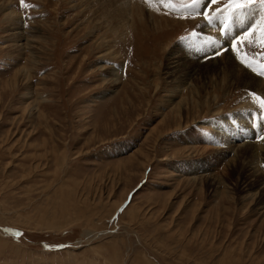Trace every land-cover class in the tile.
<instances>
[{"label":"rangeland","instance_id":"rangeland-1","mask_svg":"<svg viewBox=\"0 0 264 264\" xmlns=\"http://www.w3.org/2000/svg\"><path fill=\"white\" fill-rule=\"evenodd\" d=\"M183 1L0 0V264H264V79Z\"/></svg>","mask_w":264,"mask_h":264},{"label":"snow or ice","instance_id":"snow-or-ice-1","mask_svg":"<svg viewBox=\"0 0 264 264\" xmlns=\"http://www.w3.org/2000/svg\"><path fill=\"white\" fill-rule=\"evenodd\" d=\"M190 4L195 5L199 2V0H189ZM221 2V0H209V3L211 5H218ZM229 4L235 5V8L233 9L234 12H241L242 10L246 8H250L253 5H261L264 6V0H228ZM21 7L25 6V0H20ZM219 11V9H217ZM207 18V13L204 14ZM211 22V21H209ZM256 32V29L253 28L250 31L246 32L243 36L239 38V41H233L231 45L232 50H236L237 45L239 42L244 41L245 39L253 36V34ZM261 37L258 41L259 45L261 47H264V28L260 29ZM219 55V53H217ZM261 105L264 106V98H261ZM124 211V209H121V212Z\"/></svg>","mask_w":264,"mask_h":264},{"label":"bare ground","instance_id":"bare-ground-1","mask_svg":"<svg viewBox=\"0 0 264 264\" xmlns=\"http://www.w3.org/2000/svg\"><path fill=\"white\" fill-rule=\"evenodd\" d=\"M128 5V4H127ZM116 9V8H115ZM113 13V12H112ZM118 14V13H117ZM10 15H16V14H14V12H10ZM115 15V14H114ZM114 15H112V16H114ZM8 18V17H7ZM235 18V17H234ZM142 19H144V18H142ZM244 19V18H243ZM147 20V19H146ZM153 20V19H152ZM221 20H223V23L225 24V25H227V24H229L230 25V23H231V21H234V19H232V16H225V19H221ZM143 21V20H142ZM141 22V21H140ZM149 22V21H148ZM152 22V21H151ZM159 22V21H158ZM218 22V20H214V21H212L211 23H209L211 26H214V27H216V23ZM154 23V22H153ZM222 23V22H221ZM161 25H162V27H163V25H164V22L163 21H161ZM202 28H207V26H206V24H203V26H202ZM225 28H230V27H227V26H225L224 27V29ZM236 28V27H235ZM218 30H220V26H219V28H217ZM237 30H236V33L233 35V37L231 38V39H229L228 40V44H232V42L233 41H235L236 40V38L238 37V35L240 34V32L241 31H239L240 29L239 28H236ZM223 30V29H222ZM228 30V29H227ZM232 30V29H231ZM231 34V33H230ZM231 42V43H230ZM225 47V45L223 44V45H220V46H217V49H218V51L220 52L221 51V49H223ZM227 51V50H226ZM198 56H200V55H198ZM197 59H198V57H196ZM229 59V58H228ZM199 60V59H198ZM201 61V60H200ZM229 63V62H228ZM227 63V64H228ZM216 64V63H215ZM226 64V63H225ZM230 64V63H229ZM234 64V63H233ZM232 64V65H233ZM230 68V67H229ZM241 71H243V70H241ZM195 73V72H194ZM193 73V74H194ZM237 73V72H236ZM241 73V72H240ZM242 75L244 74V73H241ZM235 75V74H234ZM251 75V74H250ZM190 76H192V73H190V74H188V76L187 77H190ZM186 77V78H187ZM237 77V76H236ZM245 78V77H244ZM188 79H190V78H188ZM187 79V80H188ZM256 79V78H255ZM186 80V81H187ZM250 80V79H249ZM185 81V82H186ZM261 82H264L263 80H260ZM252 82V81H251ZM255 82V81H254ZM261 84V83H260ZM245 86H247L246 84H244ZM250 85V84H249ZM263 85V84H262ZM261 85V86H262ZM255 86V85H254ZM259 86V85H258ZM251 87V86H250ZM215 127V126H214ZM217 127V126H216ZM249 137V136H248ZM244 143V142H243ZM249 145V144H248ZM238 157V156H237ZM260 164V163H259Z\"/></svg>","mask_w":264,"mask_h":264},{"label":"crops","instance_id":"crops-1","mask_svg":"<svg viewBox=\"0 0 264 264\" xmlns=\"http://www.w3.org/2000/svg\"><path fill=\"white\" fill-rule=\"evenodd\" d=\"M219 26H220V29H221V27H222L223 25H222V23L218 20V22L216 23V28H219ZM225 29H230V28H225ZM233 30L236 31L237 29L234 28ZM239 31H242V29H240ZM240 33H241V32H240Z\"/></svg>","mask_w":264,"mask_h":264}]
</instances>
